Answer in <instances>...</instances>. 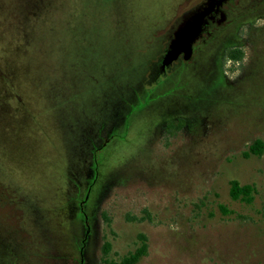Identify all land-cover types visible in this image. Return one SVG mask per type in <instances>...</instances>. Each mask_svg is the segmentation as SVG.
<instances>
[{
    "label": "rangeland",
    "instance_id": "rangeland-1",
    "mask_svg": "<svg viewBox=\"0 0 264 264\" xmlns=\"http://www.w3.org/2000/svg\"><path fill=\"white\" fill-rule=\"evenodd\" d=\"M195 1L0 0V264H102L104 243L119 261L139 235L137 264H264V153L243 157L264 143V26L222 94L193 77L127 115Z\"/></svg>",
    "mask_w": 264,
    "mask_h": 264
},
{
    "label": "flooded vegetation",
    "instance_id": "flooded-vegetation-1",
    "mask_svg": "<svg viewBox=\"0 0 264 264\" xmlns=\"http://www.w3.org/2000/svg\"><path fill=\"white\" fill-rule=\"evenodd\" d=\"M257 20H264V0H196L178 11L172 24L159 36V51L150 60L144 78L148 86L139 84L133 92L136 103L129 106L128 118L161 96L184 94L190 84L187 80L193 77L205 87L215 85L218 94H222L230 87L229 78H236L246 61L244 26H248V32ZM2 77L6 74L0 73ZM168 123L173 121L163 124L165 136ZM4 127L0 124V131ZM6 145L15 147L13 141ZM10 200L3 212L7 222L16 226L22 216L14 208L15 200L12 197Z\"/></svg>",
    "mask_w": 264,
    "mask_h": 264
},
{
    "label": "trees",
    "instance_id": "trees-1",
    "mask_svg": "<svg viewBox=\"0 0 264 264\" xmlns=\"http://www.w3.org/2000/svg\"><path fill=\"white\" fill-rule=\"evenodd\" d=\"M180 129V126L173 123H168L164 132L166 135H172L174 131ZM264 153V143L261 140H255L248 146V151L243 153L244 158H248L250 156L260 157ZM229 188V197L233 201H241L246 204H251L253 201V196L256 193V190L251 185H240L237 181H230ZM223 213H225V209L223 207L220 208ZM139 246L134 250V252L129 253L125 257L121 258L119 261H107L105 260V256L109 251L108 243H104L102 247V264H137L141 258L146 256L147 253V243L146 237L144 235L138 236Z\"/></svg>",
    "mask_w": 264,
    "mask_h": 264
},
{
    "label": "clouds",
    "instance_id": "clouds-1",
    "mask_svg": "<svg viewBox=\"0 0 264 264\" xmlns=\"http://www.w3.org/2000/svg\"><path fill=\"white\" fill-rule=\"evenodd\" d=\"M256 26H264V20H257V22H256ZM246 32H247V29L245 28L244 30H243V33L244 34H246Z\"/></svg>",
    "mask_w": 264,
    "mask_h": 264
}]
</instances>
